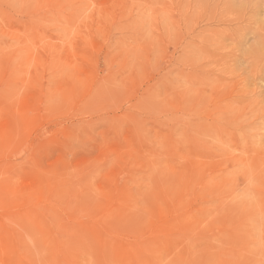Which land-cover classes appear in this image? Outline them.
<instances>
[{"label": "rangeland", "instance_id": "374dc122", "mask_svg": "<svg viewBox=\"0 0 264 264\" xmlns=\"http://www.w3.org/2000/svg\"><path fill=\"white\" fill-rule=\"evenodd\" d=\"M0 264H264V0H0Z\"/></svg>", "mask_w": 264, "mask_h": 264}, {"label": "bare ground", "instance_id": "6f19581e", "mask_svg": "<svg viewBox=\"0 0 264 264\" xmlns=\"http://www.w3.org/2000/svg\"><path fill=\"white\" fill-rule=\"evenodd\" d=\"M26 187V186H25Z\"/></svg>", "mask_w": 264, "mask_h": 264}]
</instances>
